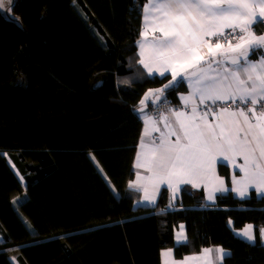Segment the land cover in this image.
I'll list each match as a JSON object with an SVG mask.
<instances>
[{"label": "trees", "instance_id": "16d2710c", "mask_svg": "<svg viewBox=\"0 0 264 264\" xmlns=\"http://www.w3.org/2000/svg\"><path fill=\"white\" fill-rule=\"evenodd\" d=\"M144 5L13 0L0 10V264H160L163 249L179 259L217 246L230 252L224 264H264V246L232 232L249 223L258 236L264 197L207 206L185 187L175 210L165 190L135 206L137 109L150 90L172 104L186 91L137 64ZM179 224L187 242L175 245Z\"/></svg>", "mask_w": 264, "mask_h": 264}, {"label": "snow or ice", "instance_id": "6c2138e0", "mask_svg": "<svg viewBox=\"0 0 264 264\" xmlns=\"http://www.w3.org/2000/svg\"><path fill=\"white\" fill-rule=\"evenodd\" d=\"M5 2L0 0V9L5 8ZM12 3L13 0H7L8 5ZM142 7L145 27L151 21L153 31L159 35L149 40L146 33L141 34L144 39L137 42L140 56L145 57L146 49L149 55L139 63L149 75L154 71L160 76L170 72L172 79L165 88L187 80L192 93L191 97L182 98L185 107L189 99L198 97L204 109L199 116L198 105H193L190 113L169 109L172 120L161 114L159 120L167 131L158 138L144 130L134 167L150 175L143 177L137 173V182L129 186L143 190L144 199L154 204L148 184L155 188L166 183L174 193V184L191 183L196 187V180L212 174L217 158L222 157L221 167H226L224 162L228 161L244 173L242 178H237L238 174L233 176L243 190L237 187L217 191H236L241 198L249 187L264 193V52L260 51L264 49V35H256L252 27L264 26V0H145ZM257 56L259 59H255ZM158 92L163 94V89ZM206 100L212 103L205 104ZM228 100L234 105L232 111L216 105L217 101ZM209 113L215 114V123L209 122ZM144 120L148 123L152 118L145 116ZM236 157L243 164H235ZM142 180L148 184H141ZM219 183L223 185V180ZM208 199H214L212 193ZM183 227L180 226L177 236L178 244L187 242ZM259 233L264 237V229ZM239 234L252 242L256 239L250 230ZM210 252L205 249L204 255ZM216 252L223 260L225 250L217 248ZM162 255L164 264H169L172 249ZM190 259L173 260L172 264H188Z\"/></svg>", "mask_w": 264, "mask_h": 264}, {"label": "crops", "instance_id": "0c3cea01", "mask_svg": "<svg viewBox=\"0 0 264 264\" xmlns=\"http://www.w3.org/2000/svg\"><path fill=\"white\" fill-rule=\"evenodd\" d=\"M145 24H146V21H145L144 9H143L142 19H141L140 39L139 40L144 39V36L141 35L142 33H146L147 39H149V40H151L153 35H156V36L159 35L158 32H154L153 31V29L151 27V21H148L149 27L146 28ZM252 27H253L256 35H264V26H258V25L254 24ZM140 51H141V49H140V46L138 44V50H137L138 63L137 64L140 65V67L143 69V71L145 72V75L147 77H158V78H163L165 76H170L171 77V73L170 72H166L164 76H160L159 72L154 71L152 75H149L148 74V70L146 68H144V66L142 64L139 63L140 59H142V58L143 59H147L148 58L149 52L146 49L145 50V57H141L140 56ZM260 51L264 52V49H260ZM255 59H259V57L257 56V57H255ZM177 71L179 72V71H182V70L181 69H177ZM183 83H184V85L186 87V91L183 92V93H179L177 95V103L176 104H172L171 103L173 106L170 109L171 110H177V111L182 110V111H185L186 113H190L191 107L193 105H198L197 115L199 116L203 112L201 106H204V105H199L198 97H192L188 101L187 108L185 107V101L182 98L191 97L192 89L190 88L189 83H188L187 80H185ZM165 96L166 95L164 94V92H163V94H161V93L158 92V90H150L143 97V99H142L143 103H140V108H139V110L137 109V116L140 119L141 125H142L140 138L143 136V132H144L145 129L148 130V132H149L151 137H156V138H158L160 136L161 132L167 131L165 129V127H164L163 122H161L159 120V118L154 117L150 113V110L152 109V108L150 109V107L152 105L156 106L161 101L165 100L164 99ZM219 102H221V103H227V102L229 103V102H231L232 103L231 100H228L226 102L225 101H219ZM211 103L212 102L210 100H206L205 101V104H211ZM237 103H239V101H237ZM233 108L234 107L228 108V109H229V111H232ZM141 109H143V111H140ZM218 111L219 110H216V113H218ZM166 115L169 116L170 120L173 119L170 116L169 111H167ZM214 115H215L214 113H209L208 114L209 122H211V123H215L216 122L215 118H214ZM145 116L151 117L152 121H155V123H153L152 121H150L148 123H145V120H144ZM156 128L160 129V131H154V129H156ZM145 139H147V137H145ZM172 139H174V137H172ZM138 143H139V141H138ZM139 151H140V149H139V147L137 145V151H136L135 157L137 156V153ZM220 159H222V157H218L217 158V163L213 167V173L212 174H209L205 178L196 180V185H197L196 187H193V185L191 183L179 184V185H175L174 184V188L177 189L175 191V193L173 191V188H169L166 183L158 184L157 187L153 188L152 185L148 184L147 181H144V180L140 181L141 184H148L149 195L151 197H154V199H155V203L154 204H150V203H148L147 200L144 199L143 190H137L135 188L129 187L135 193H140L139 194L140 195L139 201L135 203V206H150V207L155 206L157 204V201H158V198H159L161 192L163 190H165L169 194V196H168L169 209L175 210V209H177V206H178V201L180 199L181 190L183 188H185V187H190V188H193L195 190L201 191L203 193L204 202H205V204L207 206L216 205L217 197L221 196V195H227V194H231L233 197H235L237 199H240V200L249 198L251 196L250 194H254L258 198L264 197V193H258L255 190V188H253V187L247 188V194L243 198H241L240 195L238 194V192H236V191H228V192H226V191H217L218 188H230L231 189V188H237V187H239V188H241L243 190V185H237L234 182V180H233V176L238 174L237 178H242L244 173L239 172V169L236 168L233 163L225 161L224 163L226 164L227 174L229 176L228 179H226V177L223 174L220 173V169H219L220 166H221L220 163H219ZM134 164H135V159L133 161V174H134V176H133L132 183H136L137 182V176H136L137 173H139V175L143 176V177H146V176L150 175V173L145 172L142 168L141 169H136L134 167ZM235 164H243V160L240 157H236ZM217 178H219V179H217ZM219 180H223V185H221L219 183ZM209 193L213 194V196H214L213 200H209L208 199ZM181 225L184 226V224H179L176 227L175 231H174V238L173 239H174V244L175 245L185 244V242H182V243H179V244L177 243V236H178V234L181 231V228H180ZM261 229H264V228H261ZM244 230H250L252 232V234L256 237L254 242L247 240L246 237H244V236L239 234V233H241ZM232 232H233L235 237L243 240L246 243H249L251 245H256L259 242L261 245L264 246V237H262L259 232H258L259 234L257 236V232H256V230H255V228H254V226L252 224L247 223L244 227H242L240 229L232 228ZM183 234L187 237L185 226L183 227ZM217 248L223 249L220 246L211 247V248H204L199 253L184 255L182 258H179V259L175 258L174 252L172 250V257L169 260V264H172L173 260L182 261V260H184L185 257L192 258V259H190L188 261V264H224V260H225L226 257H228L230 255V252L224 249L225 252H226V255H225L224 259L221 260L218 257V254L216 252ZM167 249H169V248H167ZM167 249H163L160 252V264H164V262H165V257L162 255V252L166 251ZM205 249H210L211 250V252L207 256L204 255V250Z\"/></svg>", "mask_w": 264, "mask_h": 264}, {"label": "built area", "instance_id": "2783aa9c", "mask_svg": "<svg viewBox=\"0 0 264 264\" xmlns=\"http://www.w3.org/2000/svg\"><path fill=\"white\" fill-rule=\"evenodd\" d=\"M235 43V41H233ZM172 104L169 101H163L162 103L152 107L150 110L151 115H153L156 118H159L161 114L166 115L167 111L172 108ZM234 105L232 103H228V108H232ZM202 110L204 109V106H201Z\"/></svg>", "mask_w": 264, "mask_h": 264}, {"label": "rangeland", "instance_id": "374dc122", "mask_svg": "<svg viewBox=\"0 0 264 264\" xmlns=\"http://www.w3.org/2000/svg\"><path fill=\"white\" fill-rule=\"evenodd\" d=\"M8 9V4H7V0L5 2V8L4 9H0L1 11ZM73 12L76 14V12L73 10ZM77 15V14H76ZM78 16V15H77ZM231 103V102H230ZM4 156L7 159V162L9 164V166L11 167L12 171L15 173V175L17 176V178L19 179V181L22 183L23 187L25 185L24 181L22 180V178L20 177V175L18 174V172L16 171V169L14 168V166L12 165V163L10 162V160L8 159V156L6 154H4ZM15 263V262H13Z\"/></svg>", "mask_w": 264, "mask_h": 264}, {"label": "bare ground", "instance_id": "6f19581e", "mask_svg": "<svg viewBox=\"0 0 264 264\" xmlns=\"http://www.w3.org/2000/svg\"><path fill=\"white\" fill-rule=\"evenodd\" d=\"M149 78H153V77H149ZM163 101H165V100H163ZM162 101V102H163ZM162 102H160V103H162ZM159 103V104H160ZM216 105H219L220 107H228V102L227 103H221V102H219V101H217L216 102ZM213 107L215 108L216 106L215 105H213ZM216 110H219L218 108H216ZM169 111V110H168Z\"/></svg>", "mask_w": 264, "mask_h": 264}]
</instances>
